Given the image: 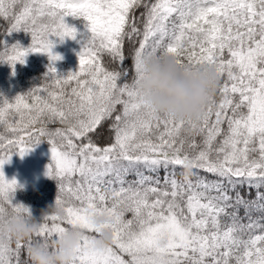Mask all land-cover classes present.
I'll use <instances>...</instances> for the list:
<instances>
[{"label":"trees","instance_id":"16d2710c","mask_svg":"<svg viewBox=\"0 0 264 264\" xmlns=\"http://www.w3.org/2000/svg\"><path fill=\"white\" fill-rule=\"evenodd\" d=\"M24 132L110 155L61 212V173L0 188V264H264V0H0V154Z\"/></svg>","mask_w":264,"mask_h":264},{"label":"rangeland","instance_id":"374dc122","mask_svg":"<svg viewBox=\"0 0 264 264\" xmlns=\"http://www.w3.org/2000/svg\"><path fill=\"white\" fill-rule=\"evenodd\" d=\"M133 125V123H132ZM34 129L33 131H35ZM43 136L42 132H39ZM31 133L26 132L25 134H20L16 143L19 148L14 152H7L0 154V188L4 190H11L15 185L28 186L30 188L37 187L44 183L45 180H49L48 175L51 170L53 172L61 173L59 175L58 182H52L43 187V190L39 193L40 202L47 208L55 210V212H61L60 209L61 202L66 200L63 198V192H66L67 199L72 200V198H91L93 193L85 186V182L88 181L86 175H93L95 171V165L110 155L109 152H101V156L94 157V162L91 160H83L82 163L76 164L75 159L66 155L58 147L52 145H46L43 142L37 143L34 138H29ZM120 138L122 142L125 139H129L128 131H124L123 134L120 133ZM35 140V143H34ZM128 142L125 143V145ZM122 147V146H121ZM123 148V147H122ZM113 149V148H112ZM82 159H86L83 157ZM72 177V178H70ZM48 178V179H47ZM117 181H122V177H118ZM111 183V182H110ZM39 184V185H38ZM98 191V190H97ZM141 195V200L136 198V195L122 197L124 204H133L136 208H145L144 198ZM82 200V199H81ZM65 209V208H64ZM68 211L70 216H73L71 220L72 223L85 226L87 228L94 226L98 220H96V213L94 209L88 211H82L76 213V210L72 207L65 209ZM61 214V213H59ZM93 214V215H92ZM175 228L173 222L167 223V229L172 230ZM139 248H152L157 247L158 241L157 236L154 235V231L145 233L142 237L135 242ZM90 255L95 259H108L110 255L108 251L100 246L99 244H90Z\"/></svg>","mask_w":264,"mask_h":264}]
</instances>
